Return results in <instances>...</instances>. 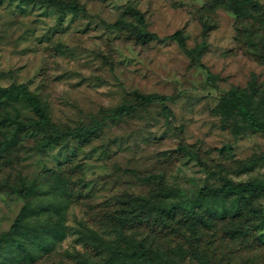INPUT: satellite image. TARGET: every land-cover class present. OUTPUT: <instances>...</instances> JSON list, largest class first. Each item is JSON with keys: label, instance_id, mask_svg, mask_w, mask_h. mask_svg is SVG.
<instances>
[{"label": "rangeland", "instance_id": "374dc122", "mask_svg": "<svg viewBox=\"0 0 264 264\" xmlns=\"http://www.w3.org/2000/svg\"><path fill=\"white\" fill-rule=\"evenodd\" d=\"M68 1L88 14L47 0H0V86L23 85L54 126L81 133L41 154L44 138L0 125V237L20 212L23 186L49 188L57 205L63 201L37 229L0 239V264H79L65 255L39 257L41 241L57 242L59 253L84 251L89 229L115 241L108 220H99L157 192V181L138 179L152 174L174 191L170 203L211 221L197 236L158 235L175 264H199L192 236L210 264H264V193L198 197L225 179L264 184V132L245 128L226 100L230 91L253 97L251 108L264 120V0L241 14L234 0ZM118 19L132 25L111 27ZM176 31L187 49L171 36ZM136 93L171 98L113 119L117 108L137 104ZM0 103V123L31 116L23 99ZM41 193L36 205L46 202ZM124 231L141 239L149 229L131 222Z\"/></svg>", "mask_w": 264, "mask_h": 264}, {"label": "trees", "instance_id": "16d2710c", "mask_svg": "<svg viewBox=\"0 0 264 264\" xmlns=\"http://www.w3.org/2000/svg\"><path fill=\"white\" fill-rule=\"evenodd\" d=\"M50 4L58 5L62 8L68 9L76 14L87 15L88 11L84 4L68 0H47ZM253 0H234L236 12L240 13L247 6L253 4ZM133 11L138 14L140 22H144L143 15L133 8ZM132 25L124 19H118L116 22L110 24L114 28H122ZM145 35L155 36L152 32H144ZM175 38L179 45L187 49L186 38L180 31H176L171 35ZM15 96L23 99L31 110V116L17 115L13 118L4 117L0 125L5 127H13L16 133H23L24 135L40 136L45 139L41 149L38 150L41 154L48 153L50 148H55L66 144L70 146L81 133L77 129L63 128L54 126L51 123L49 115L45 110L41 99L33 95L23 85L1 87L0 86V101L5 97ZM135 98L138 100L136 105L128 107H119L114 110L110 116L113 119H118L127 116L137 110L144 109L155 102L165 103L171 97L160 93H150L143 95L136 93ZM227 102L233 109L236 118H241L245 122V128L253 131L264 132V120L261 119L255 111L251 108L253 97H247L245 94L237 91H230L226 97ZM1 104V103H0ZM52 169L50 177L57 174L59 167ZM135 174V173H134ZM47 176L46 178H49ZM160 176L156 174L139 177L142 183L151 184L157 181V192L149 193L144 196L134 197L127 202V209L115 210L111 215L101 217L99 222L107 221L112 232L118 234L117 239L109 242L101 237L95 230L89 229L88 242L89 245L82 252L71 253L63 251L59 253L57 242L44 239L41 241V256L45 260H49L51 256H67L74 259L79 264H175L169 257L168 252L164 250L163 245L157 243V237H165L166 234L177 232L181 238H187V231L194 235L198 228H202L211 224L202 212L196 210H185L179 202L173 203L171 199L174 196V191L168 189L165 184L159 179ZM159 179V181H158ZM45 185V184H44ZM47 186V185H45ZM41 194L46 200L45 203H38V196ZM24 203L18 213L10 230L0 237L1 240H8L10 237H15L26 227L37 229L35 225H40L41 220L45 219V214L53 209L60 212L63 209V201H59L61 205L55 203V198L51 197L52 192L44 187L40 191H35L33 185L23 186L20 190ZM264 193V184L260 182H235L225 179L220 187L204 186L199 191V199L203 200L207 196L221 195H235L244 197L247 195L255 196ZM54 198V199H53ZM138 204V205H137ZM185 210V211H184ZM60 214V213H59ZM35 217V218H34ZM34 218V219H33ZM47 222H50L48 220ZM131 222H138V224H145L149 232L143 235L141 239L124 231V228ZM58 230H61V222H59ZM57 230V231H58ZM186 230V231H184ZM197 236V234L195 235ZM199 236V235H198ZM9 237V238H8ZM195 237L188 239L191 244V255L195 257L199 264H210L207 258L201 253L197 242L200 238L193 241ZM16 239V238H15ZM0 240V241H1ZM20 241V246L23 244Z\"/></svg>", "mask_w": 264, "mask_h": 264}]
</instances>
